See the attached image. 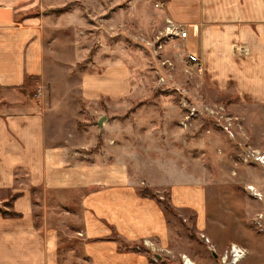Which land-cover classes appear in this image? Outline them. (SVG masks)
Masks as SVG:
<instances>
[{
  "label": "rangeland",
  "instance_id": "374dc122",
  "mask_svg": "<svg viewBox=\"0 0 264 264\" xmlns=\"http://www.w3.org/2000/svg\"><path fill=\"white\" fill-rule=\"evenodd\" d=\"M43 2L44 9L31 7L18 16H44L43 75L28 76L20 85L0 88V116L23 119L24 124L28 120L30 125L32 118H44L48 142L70 146L71 163L111 161L119 156L114 150L103 153L108 136H113L108 140L112 146L124 143L116 137L120 132L143 136L154 133L149 141L144 138L143 148L132 150L139 155L132 157L140 160L138 174L144 181H157L151 188L142 186L141 193L154 194L152 197L169 209L166 212L178 215L167 216L179 219L190 237V252L197 251V260L202 263L186 253L162 251L166 257L175 254L179 264L183 254L197 264H220L212 260L211 254H204L207 248L214 247L212 228H221L214 221V212L226 216L224 223L229 225V215L242 212L247 204L245 198L253 204L256 203L252 199L264 203L248 192L247 185L252 182L246 180L247 176L264 173V107L246 103L237 93L213 89L204 72L191 64L184 40L165 36L169 17L161 0ZM157 36H161L158 41ZM90 83L123 92L100 93L91 99L85 90ZM102 116H106L104 122L110 118L105 128L104 122L99 125ZM13 124L19 125L15 121ZM128 142L134 140L125 144ZM136 142L141 143V139ZM149 144L153 145L152 152ZM32 159L35 168L40 156L34 154ZM8 172L12 177L5 182V170H0V217H10L4 212L20 210V204L25 206L30 200L34 221H24L20 215L15 217L16 228L33 224L43 234L42 238L34 236L40 244L53 241L59 245L57 251L49 252L44 247L41 253L35 250L23 254L29 258L27 262L84 264L81 239L71 236H78L82 225L80 202L85 191L81 189L62 201L54 191L36 184L35 173L29 168L27 171L26 167H16ZM186 174L201 183L210 235L206 226H198L199 211L174 208L170 190L158 183L161 175L175 179ZM260 182L253 185L264 194V179ZM257 208L253 206L254 210ZM6 225H1V229H9ZM227 232L228 228H221L217 234L223 236ZM34 237L30 243H36ZM22 242L15 245L20 247ZM123 244L152 248L148 239ZM1 255L0 260L14 261L13 264L24 260L17 253Z\"/></svg>",
  "mask_w": 264,
  "mask_h": 264
},
{
  "label": "crops",
  "instance_id": "0c3cea01",
  "mask_svg": "<svg viewBox=\"0 0 264 264\" xmlns=\"http://www.w3.org/2000/svg\"><path fill=\"white\" fill-rule=\"evenodd\" d=\"M43 1L0 0L1 89L20 85L28 76L43 75L46 43L44 16L18 18L21 12L31 7L44 9L46 5ZM161 1L165 14L188 29V36L184 40L185 49L198 54L204 76L213 89L225 94L237 93L247 100L246 103L264 107V0ZM240 46L246 47L248 52L239 51ZM85 90L87 94L90 93L91 97L86 95L91 99L100 93L123 92L119 88L109 91V88L95 87L91 83L85 86ZM43 119L32 118L29 120L30 125L28 120L24 124L23 119L18 121L0 116V170H5L2 179L8 182L12 177L8 171L26 167L27 171L29 168L35 173L33 179L36 184H43L48 190L54 191L62 201L81 189L85 191L80 202L82 225L77 232L78 236H71L81 239V259L84 264H179L176 259L178 257L173 253H186L202 263L197 260V251L190 252V237L179 219H170L167 215L173 213L166 212L169 209H165L158 199L141 193L142 186L151 188L156 186L157 181H144L142 175L138 174L140 160L132 157L139 155L132 150L143 148L144 138L149 141L154 133H145L143 136L140 133L131 135L120 132L116 137L124 143H115L112 145L114 147L108 144L113 136H108L103 153L114 150L119 156L113 157L111 161L96 159L88 163L75 160L71 163L70 146L49 143ZM14 121L19 125L14 126ZM108 123L110 118L104 122V128ZM140 139L141 143L136 142ZM130 140L134 142L125 144ZM149 148V152H152L153 145L149 144ZM34 154L40 156L35 168L32 167L35 164L32 159ZM133 154L136 156H130ZM169 154H172V150ZM191 179L187 174L184 178L180 176L175 179L161 175L158 183H164L165 189L170 190V202L174 208L190 207L199 211L200 228L206 226L207 222L203 209L204 192L201 183ZM263 179L264 173L247 176L246 180L260 185ZM251 201L256 204L245 198L247 204L242 207V212L229 215V225L224 223L226 216L214 212V221H218L222 229L228 228V232L221 236L217 234L221 228H212L210 238L215 247L213 249L219 253L232 243L244 247L247 256L238 264H264V232H258L254 225L256 212L264 209V203L254 199ZM28 203L25 206L20 204L21 212L25 211L23 206L27 210L21 216L24 221L33 222L32 205ZM254 205L258 207L257 210L253 209ZM20 210L16 212L20 213ZM17 219L0 217V226L7 224L9 227L4 230L0 227V254H21L24 260L16 261V264H29V258L23 254L35 250L41 253L44 247L49 252L54 249L57 251V243L51 241L40 244L36 240L34 236L42 238L43 234L34 229L33 224L28 228L17 229L14 224ZM209 230L207 225L206 231L210 235ZM31 237H34L36 243H30L33 240ZM144 239L151 241L153 249L123 244L124 241L132 243ZM20 240L23 242L18 247L15 244ZM211 248H207L204 254H211L212 260H215ZM162 249L173 253L166 257ZM13 263L0 260V264Z\"/></svg>",
  "mask_w": 264,
  "mask_h": 264
},
{
  "label": "built area",
  "instance_id": "2783aa9c",
  "mask_svg": "<svg viewBox=\"0 0 264 264\" xmlns=\"http://www.w3.org/2000/svg\"><path fill=\"white\" fill-rule=\"evenodd\" d=\"M160 6V2L157 3ZM166 24V32L165 36L168 38H180L185 40L188 36V29L182 25L181 23H177L172 19L168 18ZM161 36H157L156 41H158ZM239 51L248 52V49L244 46H240L238 48ZM189 59L193 66H196V69L200 72L203 71L202 62L196 52L189 51ZM248 192L253 197H259L264 202V194L259 192L257 186L253 184L247 185ZM254 225L258 232H264V211H259L254 218ZM214 248V247H212ZM215 249V248H214ZM246 257V249L238 244H232L229 248H227L222 253H218L216 260L220 262V264H238ZM181 264H197L193 260H191L187 255H181Z\"/></svg>",
  "mask_w": 264,
  "mask_h": 264
},
{
  "label": "trees",
  "instance_id": "16d2710c",
  "mask_svg": "<svg viewBox=\"0 0 264 264\" xmlns=\"http://www.w3.org/2000/svg\"><path fill=\"white\" fill-rule=\"evenodd\" d=\"M143 194H150L151 196L153 195V196H155L154 194H151V193H143ZM168 207V206H167ZM5 214H6V216H10V217H18V216H20L21 214L20 213H18V212H15V211H6V212H4Z\"/></svg>",
  "mask_w": 264,
  "mask_h": 264
},
{
  "label": "water",
  "instance_id": "95a60500",
  "mask_svg": "<svg viewBox=\"0 0 264 264\" xmlns=\"http://www.w3.org/2000/svg\"><path fill=\"white\" fill-rule=\"evenodd\" d=\"M105 119H106V116H102V117L99 119V125H103V122H104ZM210 248H211V247H210ZM211 250H212L213 255H214L215 257H217V256H218V253H216V251H215L213 248H211Z\"/></svg>",
  "mask_w": 264,
  "mask_h": 264
}]
</instances>
